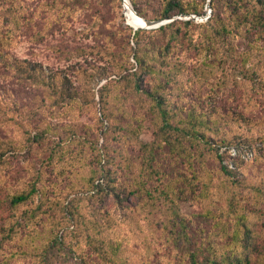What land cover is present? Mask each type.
I'll return each instance as SVG.
<instances>
[{"label":"rangeland","instance_id":"rangeland-1","mask_svg":"<svg viewBox=\"0 0 264 264\" xmlns=\"http://www.w3.org/2000/svg\"><path fill=\"white\" fill-rule=\"evenodd\" d=\"M129 2L170 26L134 28L123 0H0V264H188L208 244L264 263V41L215 34L207 0ZM135 30L183 132L130 82Z\"/></svg>","mask_w":264,"mask_h":264},{"label":"trees","instance_id":"trees-1","mask_svg":"<svg viewBox=\"0 0 264 264\" xmlns=\"http://www.w3.org/2000/svg\"><path fill=\"white\" fill-rule=\"evenodd\" d=\"M251 0H210V6L212 8L211 15L207 18L206 24L212 22L213 31L215 34L220 36H233V37H245L249 39V42L253 45L257 40L264 41V0H252L253 5L249 4ZM222 2L226 7L230 9L229 15L226 18H222L220 14L217 13L219 4ZM132 7L139 16H143L142 13L137 9L134 3ZM176 3H167V7L164 9V13L161 18H167L172 15V8ZM182 13L184 10L179 9ZM5 11H0V17L4 16ZM144 17V16H143ZM182 23V22H181ZM193 23L192 21H184L185 25ZM169 24L162 25L158 27L157 30L162 31L169 27ZM144 30H135L133 39L135 43L134 58L136 62L135 70L132 73V79L130 80L133 87L142 91L147 97L154 101V107L156 108L160 120L162 123V128L167 130H173L178 132H183L182 129L173 125L169 120L170 113L161 95H159L153 87L150 86V81H157L156 77V62L153 57V62L151 63V58L148 56L150 51L151 43L141 44L138 35ZM2 39H0V51L2 49ZM168 46V43L165 45ZM150 54V53H149ZM151 79V80H150ZM161 84V81H158ZM196 118V117H194ZM196 122L193 119L190 121V126L187 127L189 133L198 132L195 128ZM202 122V121H200ZM219 157L220 170L222 173L230 178L233 177V170L237 167L236 159L231 155L232 159L230 162L223 163L224 156L222 153H217ZM104 177V176H103ZM114 184L110 185L111 189H108V194L114 195L113 190ZM29 194H19L12 197L11 202L13 204H19L26 199H28ZM187 255L188 264H249L248 255L239 253L233 248H229L224 251H219L215 249L211 244L207 246L198 247H188L185 250ZM264 264V263H260Z\"/></svg>","mask_w":264,"mask_h":264},{"label":"water","instance_id":"water-1","mask_svg":"<svg viewBox=\"0 0 264 264\" xmlns=\"http://www.w3.org/2000/svg\"><path fill=\"white\" fill-rule=\"evenodd\" d=\"M123 2H125V0H123ZM131 5V4H130ZM131 8L133 9V7L131 6ZM206 8L208 9L206 12L208 13L205 17H204V19H207L208 18V16H209V13L211 12V10H210V0H207V4H206ZM133 12L134 13H136L135 12V10L133 9ZM136 15H138V14H136ZM139 16V15H138ZM140 17V16H139ZM142 18V17H141ZM192 18H194V19H197V17L196 16H192ZM143 19V22H144V24L143 25H140V26H133L134 28H145V29H153V28H157V27H159V26H161L162 24H164L165 22H166V20H146V19H144V18H142Z\"/></svg>","mask_w":264,"mask_h":264},{"label":"bare ground","instance_id":"bare-ground-1","mask_svg":"<svg viewBox=\"0 0 264 264\" xmlns=\"http://www.w3.org/2000/svg\"><path fill=\"white\" fill-rule=\"evenodd\" d=\"M124 14L129 24L133 26H140L144 24L143 19L136 15L137 13L133 12L129 0H125L124 2Z\"/></svg>","mask_w":264,"mask_h":264}]
</instances>
